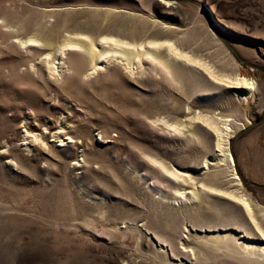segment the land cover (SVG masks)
Wrapping results in <instances>:
<instances>
[{"label": "rangeland", "instance_id": "1", "mask_svg": "<svg viewBox=\"0 0 264 264\" xmlns=\"http://www.w3.org/2000/svg\"><path fill=\"white\" fill-rule=\"evenodd\" d=\"M172 1L0 0V264H264L244 245L264 243V0ZM69 34L172 41L230 79L177 60L180 89L117 57L85 79L69 63L61 80L42 60ZM32 37L49 46L18 42ZM200 115L228 134L241 185ZM62 126L73 144L51 137ZM24 132L41 142L26 151Z\"/></svg>", "mask_w": 264, "mask_h": 264}, {"label": "bare ground", "instance_id": "2", "mask_svg": "<svg viewBox=\"0 0 264 264\" xmlns=\"http://www.w3.org/2000/svg\"><path fill=\"white\" fill-rule=\"evenodd\" d=\"M161 4L165 6L166 8H172L175 2H173L172 0H163ZM18 42L23 47L24 46L31 47L30 44L49 46L47 43H49L50 41L47 42V40H45L44 42L43 41L41 42L39 39L32 37V38H28L25 40L19 39ZM72 56H76V57L73 60H71V62L68 61V59ZM117 57L124 58V64L122 65V69L123 71L124 70L127 71L126 74L134 73V70L131 67L133 62L136 61L137 65L138 64L140 65L142 59H145L147 60V62H149L148 64L151 68V71L159 72L163 76L164 80H167V82H169L170 84L174 86H177L180 89L182 88V79H181L182 77H181V73L179 72V70L183 66V64L191 65V66H194L195 68L199 67L200 69L203 70V72L211 80H214V81H223V78L224 79L227 78L228 80L230 79L229 76H228L229 78L226 75L222 76L221 74L216 72L213 69V67H211L209 64H207L206 62H202L199 58L195 57L191 52L183 50L178 44L172 41H163V42L162 41L161 42L149 41L146 43L137 44V43H131V42L119 39V38H115L112 36H104V37H101L99 40L94 41L91 37L87 35H70L69 34L68 36H65L64 41L59 46L54 48V51L52 53L46 54L45 58L42 60V63L47 73L50 76L55 77V78H60V79L61 77L65 76L64 74L66 73V70H64V68L67 64L70 63V65L73 67V70H74L72 71L78 77L85 79V78H90L94 74H101L103 73V71H108L110 69L109 66L110 65L112 66V64L114 63V60L118 59ZM177 60L183 63L182 66ZM141 66H137V67H141ZM32 68L33 66L30 67V69ZM185 69L183 71H185ZM233 80L236 84L235 86H236L237 92H240V93L244 92V90H247L246 92L249 93L252 89H254L255 84H256L253 78L248 76L245 73L240 74L239 77ZM231 84H234V83H231ZM197 118L202 120L211 129L216 131L217 134L221 133V129L217 126V123L212 118L211 120L208 117H203V115H202V118H201V115ZM156 122H162L166 126H168L170 129H173L176 133L185 135L182 130L185 127L181 121H180L181 123L179 122L169 123L168 121H164V120H156ZM220 123L221 125L224 126L223 130L225 129V131H227L229 129L228 120L220 121ZM65 128L66 127L62 126L60 128L61 130L54 131L51 134V137L54 138L60 144V146L74 143L73 138L68 136L69 134L67 135L65 134L66 137H63ZM24 133H25L24 135H27L26 137L29 138L28 142H26V138H23V142L21 144L22 147H24L26 151L30 150L32 146L34 145V143H36V141L39 140V142H41L40 140L42 139V137L40 134L39 135L33 134V133L29 134L28 132H24ZM222 135L217 136L218 140L219 138L221 139V137H223ZM227 135L228 134L226 133L224 137L225 139L223 140L221 139L217 142V148H218L217 150L220 152L219 153L220 156L224 159V161L227 163L229 168H231L230 174L232 175L233 180L236 183H238V185H241L240 178L237 176V174L232 169L233 161H232L231 154L229 152V147H228L229 137ZM43 144L45 145L46 143H43ZM151 161L154 164L159 165L163 170H165L171 177H173L176 180H180L184 183V182H188V180L190 179V177H187L186 179V175H182L181 173L179 174L177 170L168 168L167 166H165L164 163L158 161L157 159H151ZM209 163H210L209 160L205 161L204 167H207ZM222 193L242 203L247 211V214L253 220L251 216L250 204L249 202H247V200H245L242 196H238L232 192L229 193V192L223 191ZM179 195L185 198L184 192ZM193 195L195 194L193 193ZM262 234L264 236V233ZM261 241L264 242V238H261ZM243 243H246V242L243 241ZM246 244H244L245 249L250 253V255H258L259 258L264 259V243L258 245L256 248L253 246L248 247V245ZM218 247H220V245H218Z\"/></svg>", "mask_w": 264, "mask_h": 264}, {"label": "water", "instance_id": "3", "mask_svg": "<svg viewBox=\"0 0 264 264\" xmlns=\"http://www.w3.org/2000/svg\"><path fill=\"white\" fill-rule=\"evenodd\" d=\"M207 11H208V13H209V15L211 16V18H212V13H211V11L210 10H208V9H206Z\"/></svg>", "mask_w": 264, "mask_h": 264}]
</instances>
